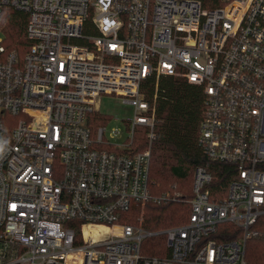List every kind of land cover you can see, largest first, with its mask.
<instances>
[{
  "label": "built area",
  "instance_id": "2783aa9c",
  "mask_svg": "<svg viewBox=\"0 0 264 264\" xmlns=\"http://www.w3.org/2000/svg\"><path fill=\"white\" fill-rule=\"evenodd\" d=\"M6 12L28 16L25 50L7 45ZM162 76L203 89L199 143L235 176L222 196L197 167L189 221L149 231L143 83L156 99ZM104 96L134 106L127 137L97 123ZM263 215L264 0H0V264H248ZM223 224L242 237L219 242ZM159 236L168 255L143 254Z\"/></svg>",
  "mask_w": 264,
  "mask_h": 264
},
{
  "label": "trees",
  "instance_id": "16d2710c",
  "mask_svg": "<svg viewBox=\"0 0 264 264\" xmlns=\"http://www.w3.org/2000/svg\"><path fill=\"white\" fill-rule=\"evenodd\" d=\"M7 45L9 48L25 50L26 25L28 16L18 12H6ZM157 81L151 78L143 83L146 98L156 108L155 139L152 145L150 171V192L159 199L168 192H176L179 201H160L154 198L145 205L143 226L149 231L163 230L187 223L191 216L193 198L192 184L194 171L199 166H208L214 176L213 189L227 194L234 178L235 166L211 163L199 143L200 123L204 115V92L200 86L192 85L185 79L162 76L158 81V94L154 98ZM98 124L107 118L95 115ZM136 151L145 150L148 139L145 129L137 133ZM174 194V193H173ZM222 200L224 198H211ZM139 213V212H137ZM243 231L232 224L219 227V242H229L242 237ZM143 254L151 257L168 255L166 238L154 237L142 246ZM246 259L248 264H264V215L251 227L247 241Z\"/></svg>",
  "mask_w": 264,
  "mask_h": 264
},
{
  "label": "rangeland",
  "instance_id": "374dc122",
  "mask_svg": "<svg viewBox=\"0 0 264 264\" xmlns=\"http://www.w3.org/2000/svg\"><path fill=\"white\" fill-rule=\"evenodd\" d=\"M135 115L134 106L130 104H125L122 98L115 96H104L101 102V117L102 119L107 118V120H102L109 131L112 129H119L124 136H128L126 122L129 119H132ZM176 192H168L167 194L173 195ZM141 212L136 213V217L132 220V223H136L138 218H140ZM145 214V209H144Z\"/></svg>",
  "mask_w": 264,
  "mask_h": 264
}]
</instances>
